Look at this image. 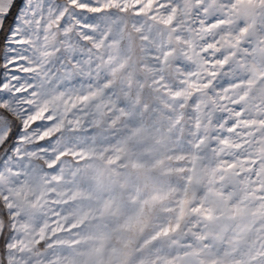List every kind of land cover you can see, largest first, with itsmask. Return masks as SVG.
I'll use <instances>...</instances> for the list:
<instances>
[{
  "label": "rangeland",
  "instance_id": "obj_1",
  "mask_svg": "<svg viewBox=\"0 0 264 264\" xmlns=\"http://www.w3.org/2000/svg\"><path fill=\"white\" fill-rule=\"evenodd\" d=\"M28 4L0 264H264V0Z\"/></svg>",
  "mask_w": 264,
  "mask_h": 264
},
{
  "label": "snow or ice",
  "instance_id": "obj_2",
  "mask_svg": "<svg viewBox=\"0 0 264 264\" xmlns=\"http://www.w3.org/2000/svg\"><path fill=\"white\" fill-rule=\"evenodd\" d=\"M31 5L28 4V0H0V42L3 45L2 58L4 63L7 64L8 56L12 53L11 44L9 38L15 36L20 25L21 17L25 16L26 10H30ZM29 69L25 68L27 72ZM7 71L5 67L0 66V88L4 87L7 82ZM11 75L15 78V72ZM21 124H17L15 121L9 123L7 118H0V135L5 131L9 134L6 138V143L12 144L21 135Z\"/></svg>",
  "mask_w": 264,
  "mask_h": 264
},
{
  "label": "trees",
  "instance_id": "obj_3",
  "mask_svg": "<svg viewBox=\"0 0 264 264\" xmlns=\"http://www.w3.org/2000/svg\"><path fill=\"white\" fill-rule=\"evenodd\" d=\"M3 54V45L2 42H0V57H2ZM2 65V58H0V66ZM5 144H3L0 148V150L4 147ZM0 244L3 246V239L0 240ZM5 264V262H3Z\"/></svg>",
  "mask_w": 264,
  "mask_h": 264
}]
</instances>
